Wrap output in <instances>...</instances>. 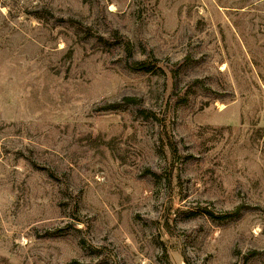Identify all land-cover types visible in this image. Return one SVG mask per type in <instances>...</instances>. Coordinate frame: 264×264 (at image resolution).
I'll return each instance as SVG.
<instances>
[{
	"label": "rangeland",
	"instance_id": "rangeland-1",
	"mask_svg": "<svg viewBox=\"0 0 264 264\" xmlns=\"http://www.w3.org/2000/svg\"><path fill=\"white\" fill-rule=\"evenodd\" d=\"M0 264H264V0H0Z\"/></svg>",
	"mask_w": 264,
	"mask_h": 264
}]
</instances>
